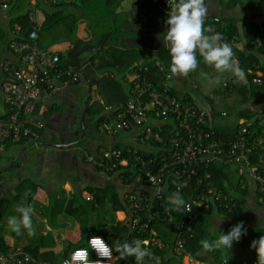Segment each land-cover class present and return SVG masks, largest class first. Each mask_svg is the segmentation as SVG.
Segmentation results:
<instances>
[{
    "label": "built area",
    "instance_id": "2783aa9c",
    "mask_svg": "<svg viewBox=\"0 0 264 264\" xmlns=\"http://www.w3.org/2000/svg\"><path fill=\"white\" fill-rule=\"evenodd\" d=\"M23 1L31 31L25 34L21 25L13 22L6 42L8 54L1 64V91L8 113L0 118V146L36 138L34 129L42 126L34 117L37 105L52 98L63 88L80 82L81 77L79 69L62 67L59 54L42 47L39 40L40 4L43 2V5L49 7L75 0H0V12L14 9ZM174 3L175 0H147L143 12L147 14L152 9L150 13L167 17L168 10ZM216 33L219 32H212ZM219 34L222 42L227 43L225 37ZM233 39L239 38L234 36ZM251 44L262 46V42L255 38H252ZM156 64L164 72L163 66L159 62ZM148 71L149 68L143 65L124 76L122 83L126 88L125 101L106 107V116L111 119L102 122L100 126L101 133L106 138L116 140L115 144L123 142L120 137H127L124 143L127 155H122L120 150L111 149L112 145L101 148L97 154L87 155L86 159L93 167L102 168L104 172L121 174L125 171H116L119 166H132L134 169L130 178H133V182L153 189L151 193L124 194L123 201L131 220V229L137 233H146L152 220H175L167 204V197L177 190L178 184L181 185L179 190L191 210L188 207L183 210L172 249L176 255L185 256V245L192 238V223L196 219L197 210L223 204V195L206 178L211 166L216 163L235 165L246 172L259 182L257 199L264 202V171L257 173L248 153L251 142L257 146L264 145V127L259 139H256L257 129L250 131V127L257 125L255 120H241L233 139L225 142L216 134L214 119L206 109L200 107L189 95L174 93L170 72H164L162 84L158 87L146 77ZM103 74L107 77L114 76L110 71ZM263 76L264 71L257 69L254 82L262 83ZM230 80L236 81L237 78L233 75ZM225 86H231V83L227 82ZM260 118L261 123H264V117ZM258 125L262 126L260 123ZM107 158L114 159V162H109ZM200 173L205 176L200 177ZM149 232L152 234V229ZM94 237L100 236H89L86 247L72 250L59 264H115L114 253L111 261L102 260L93 248ZM82 250L88 253L86 262L76 259ZM0 264L52 263L32 257L20 246L5 247L0 244ZM220 264L230 263L224 259Z\"/></svg>",
    "mask_w": 264,
    "mask_h": 264
},
{
    "label": "crops",
    "instance_id": "0c3cea01",
    "mask_svg": "<svg viewBox=\"0 0 264 264\" xmlns=\"http://www.w3.org/2000/svg\"><path fill=\"white\" fill-rule=\"evenodd\" d=\"M146 1L120 0V9H118V11H123L128 15L122 21V25L128 33V36L123 38V44L128 48H135V52L140 54L139 60L134 64L142 65L145 62H153L156 68L153 67L150 70L149 65L146 66L149 68V73L151 72V80L158 87L162 84L164 72H170L175 92L191 96L198 102L200 107L208 110L210 108V103L207 100L210 99L207 98L208 94L206 95L200 91L196 92L195 88H190L193 93L188 92L187 80H190L191 72L184 76L173 74L171 70H164L163 72L157 67V62L161 64L159 54H163L164 49L168 50L163 42V35L168 28L166 24L167 17L162 14L145 16L143 6ZM204 3L207 8V16L204 21L205 34L211 35L209 30L214 24L218 23L219 27L228 33L229 31L237 33L234 35L239 38L237 39V45L240 50L256 56V52L247 43L249 38L245 36H252L260 31L264 23V0H250L244 3H240L238 0H204ZM61 6L47 7L42 2L40 4L39 20L42 8L48 11H55L56 9L59 10ZM60 10L63 9L61 8ZM15 16L13 9L7 12H0V118L8 113V107L1 91V64L8 54L6 42L10 35L11 20H14ZM64 30V22H59L50 31L42 35L39 34V40L43 44L45 43L44 45H47L52 40L61 37L65 32ZM76 35L84 41L90 38L91 34L87 20L80 19L78 21ZM48 46L54 51V47H57L58 44ZM68 48L67 46L65 50ZM88 53V51L80 53V55L84 54L83 56L87 58L84 59L86 62H84L83 66L79 68L81 75H84L85 72L91 74L92 78L97 79L105 76L103 74L105 71L112 72L111 70L94 71L91 62L88 60ZM258 59L261 60L262 57ZM198 61V68L194 71L204 69L203 66L207 65L201 57H199ZM207 66L211 68V66ZM212 72L217 73L218 71L213 69ZM231 76H233L232 73H223L219 84L220 87ZM83 77L85 83L81 82L76 86V88H80V92L77 95L69 93L71 86H68L52 98L46 99L37 105L34 117L41 122L42 126L34 129L37 135L36 138L31 137L19 143L8 142L0 146V244L5 247L20 246L25 250L28 248L33 250L34 253L38 251L39 258L32 256L26 250L32 257L52 264H59L63 260H60L59 263H54L51 259H60L64 255L70 243V237L73 240L79 239L78 235L81 233V226L84 228L85 235L91 232L93 233L92 235H98V231L123 222L127 218L126 211H117L110 215L107 213L111 208V204L106 202L98 203L96 195H98L102 187L113 185L123 204L125 193H151L153 191L152 188L138 182H121L117 175L118 173L108 176V174L99 172L92 164L87 162L88 153L92 155L100 145H115L116 140L106 138L101 131L99 134H94L92 125L89 123H87V129L84 136H82L81 116L85 107L84 100L88 96L87 81L89 80L85 75ZM86 92L87 95H85ZM97 95L96 86L91 85L90 98H92V101L100 98ZM108 106L104 105L105 108ZM57 115L58 117H56ZM216 124L222 127L224 122L215 120ZM38 131H40V134ZM85 136V142L80 144V141ZM120 138L123 142L119 145L124 147L127 137L123 136ZM77 141L79 142L78 144H76ZM226 172L230 176L231 183H234L238 178L236 168L229 166ZM49 196L65 202L64 206L58 207V209H63V212L53 217L46 202ZM254 197L251 191V194L249 193L242 200L243 206L247 210L241 213V217H247L249 224L263 223L264 204L254 207L253 211L249 212L251 204L248 203ZM28 205L34 209L32 219L36 235L30 236L26 231L17 235L9 229L7 218L17 214L15 211L17 207ZM69 207H71V211ZM86 211H88V216ZM79 216L80 224L77 218ZM228 227L229 224L224 220L216 216L212 217L211 224L206 229L208 234L206 239H215L219 235V231L227 233L230 229ZM172 229V227L152 229L151 237L157 246L166 248V253H164L166 258L171 255L172 240L169 245H166L165 241L163 243V237L165 235L167 237L171 236V234L173 236L175 230ZM162 235L164 236L162 237ZM145 241L147 242L146 245H148L149 240ZM252 253L253 250L250 249L245 251L240 264H246L248 257ZM42 256H50L51 259L42 260ZM157 260L161 262L163 258L158 256ZM182 264L202 263L194 259L192 255L186 254L182 258Z\"/></svg>",
    "mask_w": 264,
    "mask_h": 264
},
{
    "label": "trees",
    "instance_id": "16d2710c",
    "mask_svg": "<svg viewBox=\"0 0 264 264\" xmlns=\"http://www.w3.org/2000/svg\"><path fill=\"white\" fill-rule=\"evenodd\" d=\"M250 1V0H248ZM240 3L246 1L238 0ZM60 9L55 11H48L45 8L41 9L40 23L41 31L40 35L48 32L59 22H64L65 32L61 37L52 40L47 45H44L41 41L42 47L48 45L58 44L54 47V51L60 56L61 66L64 68H81L87 59L85 56L80 55L81 52L88 51V60L91 62V66L94 71H104L111 70L114 73L113 77L101 76L99 78H92L91 74L85 73L84 75L90 80L91 85L96 86V93L102 96L103 102L92 101L89 99V107L85 117V131L87 129V123L92 125L93 133H100L101 123L108 121L111 118L106 116L104 105H116L125 101L126 89L122 83V79L128 73H131L135 68L140 65L136 63L139 60L140 54L136 53L135 48H128L123 44V38L128 36L127 31L122 25L123 19L127 17V13L123 11H118L120 9V0H76L72 3H63ZM13 11L16 16L14 20H11V26L13 22H18L21 25L22 31L27 34L31 31V26L28 21L26 14V8L24 1L19 4V6L14 7ZM70 11V12H67ZM153 10L150 11L145 16L157 15L152 14ZM80 19H85L88 21L90 38L86 41L81 40L77 37V23ZM217 31L225 37L227 43H229L234 51L235 59L238 61L239 67L243 69L246 73V80L243 82L231 81V77L225 82H230L231 86H225V83L220 87V89H214L210 94H206L207 98L214 97V99H207L210 103V108H208V114L214 119V129L216 134L226 142L233 139V134L239 127V121L243 119L244 121L255 120L256 126L250 127V131L257 129L256 139H259L261 135V129L264 127V123H261L264 117V81L262 83H255L254 78L256 77L257 69L264 71L262 67L264 65V23L261 26L259 32L252 36H245L248 39L247 43L256 52V56L252 53H246L238 48L237 40H234V31L229 33L223 28H220L218 23L210 29L211 35L213 31ZM252 38L257 39L262 42V46L252 45ZM69 47L65 50L66 47ZM62 47V48H61ZM46 48H49L46 47ZM199 54H197V59H199ZM262 57V59H258ZM159 61L164 66L165 71H170L171 57L169 50H163V54H159ZM143 65H149L150 70L155 67L153 62H145ZM210 72L213 71V67L203 66ZM156 68V67H155ZM83 75V74H82ZM80 77V82L71 84V87L79 85L81 82L85 83L83 76ZM151 72L146 73V77L154 84V81L150 78ZM95 76V75H94ZM117 76V77H116ZM119 77V79H118ZM264 80V76H263ZM84 81V82H83ZM157 86L156 84H154ZM174 93H176L174 91ZM87 95V92L85 93ZM217 96V99L215 97ZM191 97V96H190ZM85 101V100H84ZM83 111V110H82ZM59 115V114H58ZM58 115L56 117H58ZM38 116V115H37ZM40 117V116H39ZM41 119V118H40ZM264 119V118H263ZM215 120L224 122L222 127L215 125ZM262 124L259 126L258 124ZM258 127V128H257ZM82 128V127H81ZM237 128V129H236ZM40 134V131H38ZM264 138V134L262 135ZM228 138V139H227ZM86 140V136L80 141L83 144ZM101 148H106L104 145H100L96 148V151L92 154H97ZM126 147L119 144H115L111 149L120 150L122 155L126 154ZM249 157L252 166L258 171H264V145L257 146L251 142L250 144ZM87 155H91L88 153ZM106 158V157H105ZM109 162H114V159L107 158ZM234 166L238 173L237 180L233 183L230 181V176L226 172L227 167ZM99 172L105 174L114 175V171L104 172L102 168L94 166ZM124 169L125 172L117 174L121 182L130 183L133 178L130 179V175L133 174L132 166L123 168L119 166L116 171ZM135 171V170H134ZM136 172V171H135ZM132 173V174H131ZM204 173H200V177H203ZM205 176V175H204ZM207 181L214 185L218 191L223 195L222 206H210V208H200L196 212V219L192 223L193 225V235L192 238L188 239L185 245L187 254L192 255L196 260H199L202 264H220L222 260L226 259L230 264H240L244 252L247 250H253V253L248 257L246 264H258L257 254L254 248L251 247L252 242L264 236V222L258 224H249L248 218L241 217V213L247 210L243 206L242 200L249 195V193L255 196V207H259L264 204L257 199V189L259 187V182L253 177L249 176L246 172H242L235 165H224L222 163H216L207 170L206 175ZM243 180V182H241ZM227 182V183H226ZM242 187V188H241ZM102 190V191H101ZM99 190L98 203L106 202L111 204L109 211H127V207L118 197L115 192L113 185H107ZM52 217L58 213L63 212V209H58L60 206H64L65 202L61 199H55L54 197H48L47 201ZM71 207H69L70 209ZM254 207H250V211H253ZM249 209V208H248ZM72 209H70L71 211ZM68 211V212H70ZM87 216H88V211ZM175 220L172 222H167L164 220H152L149 222L148 230L146 233H137L131 229V220L127 215L125 221L117 223L116 225L109 226L106 229L98 231V235L102 237L110 246L114 248L116 241L123 242L134 241L139 239L144 242L149 240L146 247L153 253L152 257L146 258L145 264H182L183 255H176L172 249L176 233L178 231L179 219L183 215V211L176 212L172 210ZM218 217L223 219L229 224L228 228H231L234 224L243 221L245 228L247 230L246 235L242 236L239 242H234L232 248L228 251L217 250L214 252H204L201 247V240L207 238V227L211 224L212 217ZM79 224L81 222L80 216L77 217ZM246 221V222H245ZM172 227L175 230L174 235L164 236L162 235L163 243L165 241L166 245L171 242V255L166 258L164 253H166V248H160L157 246L149 230L155 228H167ZM161 232V231H160ZM79 234V233H78ZM93 233L84 234V228L81 226V233L78 235V240H71L64 255L60 259H51L50 256H42V260H53L54 263H59L60 260L69 256L70 252L76 248L86 247L87 239ZM26 250L32 254L34 257H38L37 253L33 250ZM116 256L115 264H134L133 258L129 257L127 260L120 259L119 254L115 251L113 252ZM161 256L163 261L158 262L157 257ZM49 257V258H48ZM166 259V260H165Z\"/></svg>",
    "mask_w": 264,
    "mask_h": 264
},
{
    "label": "clouds",
    "instance_id": "9594fccd",
    "mask_svg": "<svg viewBox=\"0 0 264 264\" xmlns=\"http://www.w3.org/2000/svg\"><path fill=\"white\" fill-rule=\"evenodd\" d=\"M206 16L207 8L204 0H175L173 6L169 8L166 19L168 28L163 35V42L171 57V72L187 76L198 68L197 54H199L203 62L216 71L232 73L239 82L245 81L246 73L239 67L232 46L222 42L219 33L205 34L204 21ZM180 187L181 185L178 184L177 190L167 197L169 209L181 212L188 207L190 211L191 207L188 206V202L182 196ZM15 211L16 215L7 218L9 229L17 235L25 231L30 236L36 235L32 219L34 209L28 205L19 206ZM246 232L244 222L240 221L234 224L227 233L219 231V235L213 240H201L202 250L204 252L228 251L234 242H239L241 237L246 235ZM251 247L256 251L258 264H264V236L253 241ZM93 248L104 262L111 261L114 251L119 254L120 259L133 258L134 264H145L146 258L153 256V253L146 247V242L139 239L116 241L113 248L102 238L94 237ZM87 256V251L82 250L77 254L76 259L86 262Z\"/></svg>",
    "mask_w": 264,
    "mask_h": 264
},
{
    "label": "rangeland",
    "instance_id": "374dc122",
    "mask_svg": "<svg viewBox=\"0 0 264 264\" xmlns=\"http://www.w3.org/2000/svg\"><path fill=\"white\" fill-rule=\"evenodd\" d=\"M223 73L217 72L214 73L212 72L211 74L208 72V70L204 69H198L197 71H192L190 75V80L188 81V92H191L190 88H195L196 92L200 91L201 93L204 94H210L214 89H220V82L222 80ZM69 93H73L74 95H77L78 92H80V88H76V86L71 87ZM98 96V95H97ZM100 96V95H99ZM102 96L97 101H101ZM255 199H251V202L248 204H251L252 207H255ZM107 214L112 215V211H109ZM257 214V213H256Z\"/></svg>",
    "mask_w": 264,
    "mask_h": 264
},
{
    "label": "water",
    "instance_id": "95a60500",
    "mask_svg": "<svg viewBox=\"0 0 264 264\" xmlns=\"http://www.w3.org/2000/svg\"><path fill=\"white\" fill-rule=\"evenodd\" d=\"M88 96L85 100V107H84V110L82 112V116H81V125L83 127L82 129V136H84V133H85V130H84V123H85V117H86V114H87V111H88V107H89V99H90V95H91V83L90 81L88 80ZM79 142L77 141L76 144H78Z\"/></svg>",
    "mask_w": 264,
    "mask_h": 264
},
{
    "label": "flooded vegetation",
    "instance_id": "af4514ba",
    "mask_svg": "<svg viewBox=\"0 0 264 264\" xmlns=\"http://www.w3.org/2000/svg\"><path fill=\"white\" fill-rule=\"evenodd\" d=\"M84 110V109H83Z\"/></svg>",
    "mask_w": 264,
    "mask_h": 264
}]
</instances>
